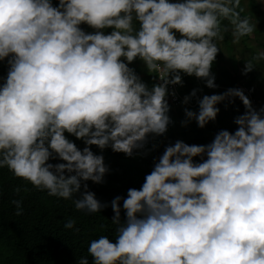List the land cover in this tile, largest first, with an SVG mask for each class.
<instances>
[{"label": "clouds", "instance_id": "9594fccd", "mask_svg": "<svg viewBox=\"0 0 264 264\" xmlns=\"http://www.w3.org/2000/svg\"><path fill=\"white\" fill-rule=\"evenodd\" d=\"M240 4L0 0V62L8 65L0 77V169L49 196L72 199L77 210L108 206L87 183H104V149L126 157L143 150L174 124L170 106L174 114L179 103H198V111L177 113L184 119L176 120L178 130L192 120L200 128L216 125L220 112L234 107L226 124L214 126L221 130H205L204 144L165 145L142 185L111 200L115 242L107 235L91 240L92 264H264V106L255 79L223 86L212 72L217 42L228 31L223 21L233 43L256 30ZM137 60L155 81L151 87L130 67ZM260 60L264 51L244 61L242 74ZM183 76L218 93L192 103L200 90L182 93ZM232 121L235 131L223 129ZM12 203L22 214L21 202ZM75 225L68 219L64 227L79 231ZM77 264H89L88 257Z\"/></svg>", "mask_w": 264, "mask_h": 264}, {"label": "trees", "instance_id": "16d2710c", "mask_svg": "<svg viewBox=\"0 0 264 264\" xmlns=\"http://www.w3.org/2000/svg\"><path fill=\"white\" fill-rule=\"evenodd\" d=\"M56 4L58 0H52ZM252 6L256 8L258 23L264 25V10L256 6L253 0H250ZM240 8L243 9L241 16H248L244 9L243 0ZM239 10V9H238ZM228 31L223 32V44L228 50L231 48L232 34L231 25L227 20L222 22ZM81 27H89L82 24ZM92 32V28L89 27ZM105 32L110 29H105ZM248 36L243 37L246 39ZM218 43V42H217ZM219 46V44H218ZM222 52H219L213 65L212 72L215 75V83L223 86H233L237 80H243L251 84L256 79L255 71L243 75L231 72L221 61ZM233 62V61H232ZM262 65V63H258ZM135 71L142 73L141 78L151 87L155 82L150 74L147 73L142 62L137 60L130 65ZM8 65L6 61L0 62V77L6 76ZM154 75V74H153ZM184 85L180 87L182 93H189L193 88L200 91L197 97L190 101L195 102L199 96L214 94L218 90L209 89L202 80L196 81L195 77L183 76ZM2 83V81H0ZM245 111L240 100L236 102ZM187 107L190 110L198 111V103L195 107H188L179 103L175 105V112L172 113L170 106L169 115L174 118V124H170L168 131L154 139L150 138L143 150L134 152L133 156L126 157L123 153H114L110 148L103 150L105 163L110 171L105 175L104 183L95 184L87 181L89 190L93 191L96 198L108 206L101 212L87 213L77 210L72 199L57 198L49 196L46 191L37 190L28 181L13 175L7 167L0 169V264H77L81 257L87 256L89 264H92V257L87 249L93 239L101 235H107L115 242L116 225L112 222L114 215L111 208V200L117 196H126L127 189L130 187L139 188L144 176L148 174L153 167L154 158H158L164 150L165 145L174 143L177 139L183 140L188 144H204L205 130L213 128L215 133L221 130L220 126L227 122V117L233 112L234 107L230 106L227 110H222L216 125L204 128L197 126L195 120L190 121L186 127H182L177 132L176 114ZM209 126V127H208ZM180 127V126H179ZM207 127V128H206ZM237 125L234 121L229 122L223 129L230 132L235 131ZM67 135V134H66ZM78 147L83 148V142L69 136ZM95 153L101 150L96 146H91ZM196 160V157L194 158ZM52 163L58 161L52 160ZM19 200L23 209L22 214L17 215V208L12 201ZM122 204V201H121ZM123 210L121 218L123 219ZM68 219H75L74 229H66L65 222Z\"/></svg>", "mask_w": 264, "mask_h": 264}, {"label": "rangeland", "instance_id": "374dc122", "mask_svg": "<svg viewBox=\"0 0 264 264\" xmlns=\"http://www.w3.org/2000/svg\"><path fill=\"white\" fill-rule=\"evenodd\" d=\"M258 8L264 10V0H253ZM244 9L255 23L257 22V27L251 36L246 39L243 37L240 39L239 43H233V37L231 42V48L228 50L223 44L222 40L218 41L219 47L221 49L223 60L221 61L228 69L233 73L240 74L244 67V61L251 59L259 51H264V25L258 23L259 19L257 17L256 8H254L250 0H243ZM93 30V29H92ZM86 32H91L89 27H85ZM233 61V62H232ZM256 68L254 69L256 79L253 81V88L255 94L258 96V101L261 100L259 106H264V60L255 61ZM262 63V65H258ZM179 123L183 121V117L177 115L175 118ZM180 124L175 128L177 132Z\"/></svg>", "mask_w": 264, "mask_h": 264}]
</instances>
